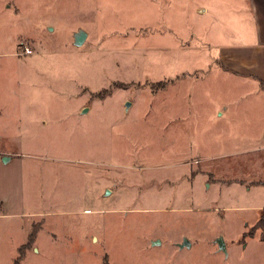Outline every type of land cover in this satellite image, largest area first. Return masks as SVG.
<instances>
[{
	"label": "rangeland",
	"instance_id": "rangeland-1",
	"mask_svg": "<svg viewBox=\"0 0 264 264\" xmlns=\"http://www.w3.org/2000/svg\"><path fill=\"white\" fill-rule=\"evenodd\" d=\"M240 2L0 0V264H264V185L207 176L264 178V90L177 51L245 42Z\"/></svg>",
	"mask_w": 264,
	"mask_h": 264
},
{
	"label": "crops",
	"instance_id": "crops-1",
	"mask_svg": "<svg viewBox=\"0 0 264 264\" xmlns=\"http://www.w3.org/2000/svg\"><path fill=\"white\" fill-rule=\"evenodd\" d=\"M241 5H242V8H240L241 11L242 9H245L246 11L240 15V17L242 18V21H243L244 15L251 18L249 22L246 21L244 24L245 27L249 28V33H250L249 35V33L246 31V33L249 36H247L248 39L245 40V42H242L240 45H230V43H224V44L221 43L219 45L215 42H212L211 39H209L210 36L208 35L206 28H201V26L203 25L202 20L188 18V19H185V22H183L185 34L184 35L179 34L180 37L178 41L177 51L178 53L179 52L182 53L181 56H187V55L191 56L194 54L195 51L198 53H204L206 54V56L201 55L197 57L195 56L191 57V61H190L191 64L195 65L199 63L201 65L203 63V65H206V68L209 70L211 69L210 68L211 65H209V63H212V65L215 64L223 72H228L238 77L242 76V77H248V78L254 79L255 81L259 83L262 90H264V87H262V83L264 82V0H242V2H240L239 7ZM224 8H228L229 9L228 11L232 15L236 14L235 8H237V6H233L230 4V6L224 7ZM221 12H218L219 14L218 16L222 18V19L221 18L219 19L224 20L226 23L229 24V21H232L233 18L230 16H227L225 11L223 10ZM184 15H187V14L184 13ZM203 31L208 35V37L203 34ZM193 33H195L196 37L193 35ZM181 40L190 41L188 43L191 45L192 43L194 44V43L202 42L199 44V46H202V47H209L210 45V47L212 48V45H215L216 49H215V52L213 53L212 52L210 53L209 52L210 50L201 49L202 47L201 48L195 47L194 49L191 50L189 49L191 47L188 46L187 43H184L182 45L180 42ZM209 40L211 43H207V41ZM198 70H201V69H198ZM261 136H262V139L264 140V131L261 133ZM257 149L258 151L264 150V144L259 146V148ZM216 158H220V157H214V159ZM209 173L210 172L207 173V176ZM214 181H215L214 183H217V182L221 183L217 180H214ZM252 186H255V185H252ZM250 187L251 185H249V188H248L249 190H250ZM263 209L264 207H259L257 209V215H256L257 220L251 223V227L254 224H256L257 221L260 220ZM254 232H257L256 235L257 234L260 235V242L261 244L264 245V231L256 229ZM229 246L226 247L227 250Z\"/></svg>",
	"mask_w": 264,
	"mask_h": 264
},
{
	"label": "trees",
	"instance_id": "trees-1",
	"mask_svg": "<svg viewBox=\"0 0 264 264\" xmlns=\"http://www.w3.org/2000/svg\"><path fill=\"white\" fill-rule=\"evenodd\" d=\"M262 87H264V82L262 83ZM232 157H228L224 158V159H219L216 163L222 161V160H229ZM237 158V157H236ZM246 158V157H245ZM235 159V158H232ZM241 159V158H240ZM216 160V159H215ZM237 163H241L240 161H237ZM241 166V164H240ZM220 164H218L217 166H211L210 170L208 172H210L208 174V178L211 180L212 178H214V180H217L223 184L229 185V183H237L240 185H244L246 182H249V185H255V186H260V185H264V178L262 177V174L259 175L258 171H256V169H254V172L249 173L248 171L246 173H244L243 175H239L240 173H242L243 170H238V169H233V168H229V170H222L220 168ZM231 169V171H230ZM237 170L239 172H237ZM219 173V176L216 177L215 173ZM247 176L250 177L251 179H247ZM256 229H259L261 231H264V209L261 213V218L259 221H257L256 224H254L249 231V235L252 236L254 234V231ZM28 240L29 242L32 241V239L34 238V233H30L28 235ZM24 247V244L21 245L19 247V255L17 257V259H15V264H18L20 259L22 258V255L20 254V250H22V248Z\"/></svg>",
	"mask_w": 264,
	"mask_h": 264
},
{
	"label": "water",
	"instance_id": "water-1",
	"mask_svg": "<svg viewBox=\"0 0 264 264\" xmlns=\"http://www.w3.org/2000/svg\"><path fill=\"white\" fill-rule=\"evenodd\" d=\"M86 37V34L84 31L79 30L74 34V44L75 45H81L83 43V41L85 40L84 38ZM217 245L220 248V250L225 251L224 248V242L222 237H218L217 240ZM190 245L189 241L185 238V240L179 244V248H183V247H188Z\"/></svg>",
	"mask_w": 264,
	"mask_h": 264
},
{
	"label": "built area",
	"instance_id": "built-area-1",
	"mask_svg": "<svg viewBox=\"0 0 264 264\" xmlns=\"http://www.w3.org/2000/svg\"><path fill=\"white\" fill-rule=\"evenodd\" d=\"M29 53H31V49L30 48H28L27 46L22 48V54L23 55H26V54H29Z\"/></svg>",
	"mask_w": 264,
	"mask_h": 264
}]
</instances>
